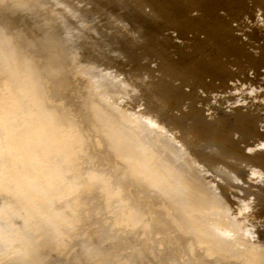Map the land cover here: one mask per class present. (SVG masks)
Returning a JSON list of instances; mask_svg holds the SVG:
<instances>
[{
    "label": "bare ground",
    "instance_id": "6f19581e",
    "mask_svg": "<svg viewBox=\"0 0 264 264\" xmlns=\"http://www.w3.org/2000/svg\"><path fill=\"white\" fill-rule=\"evenodd\" d=\"M68 1L0 0V264H49V251L70 254L80 234L83 264H109L104 247L85 241L99 232L86 230L97 218L86 205L99 197L107 207L101 226L113 223L114 232L143 240L153 259L161 252L151 231H161L166 250L192 253L189 264H264V105L247 92L264 83V39L261 58L252 59L246 50L252 39L240 42L234 31L229 38L227 22L216 15L243 9L241 0ZM250 1L251 8L264 7V0ZM85 7L125 36V46L64 20L60 27L51 14ZM252 21L263 26L262 18ZM164 30L202 34L198 57L171 58ZM126 45L141 48L156 61L154 72L179 84L144 82L151 71ZM207 46L214 50L202 52ZM109 55L116 57L120 87L130 80L144 95L132 111L122 107L125 90L118 104L100 90L112 74ZM237 75L241 82L227 84ZM205 77L228 92L241 84L246 91L237 89L240 99L226 114L207 119L191 106L182 110L180 86ZM74 82L81 84L80 113L52 98L73 90ZM97 159L110 166H93ZM244 185L255 188L252 207L234 195Z\"/></svg>",
    "mask_w": 264,
    "mask_h": 264
},
{
    "label": "rangeland",
    "instance_id": "374dc122",
    "mask_svg": "<svg viewBox=\"0 0 264 264\" xmlns=\"http://www.w3.org/2000/svg\"><path fill=\"white\" fill-rule=\"evenodd\" d=\"M53 1L49 2V6L52 9H55L53 6ZM67 3L63 2L64 4L70 3L68 0H66ZM243 9L239 8L234 10H225L220 9L216 13V15L219 17V19L224 20V22H227V29L230 33L234 31L233 34H237V37H239L241 40H246V38L252 39L254 42L251 46H246V50L251 54L252 59H260L261 53L260 49L258 48L259 45L262 43V40L264 39V21L263 26L258 21H252L254 18H262L264 20V7L258 6L255 8H251L250 6V0H241ZM81 5V4H79ZM58 10H60L61 6H56ZM53 16H55L58 19L57 25L61 27L62 21L64 20L65 24H69L70 28L73 30H83L87 31L88 35H97V36H103L107 38L109 42H112V44L118 43L123 44V42H126L125 36L114 30V28L109 25L103 18V16L94 14L90 8L81 9V11H76L74 14H70L68 12H58L54 11V14L51 13ZM12 24L15 26L13 28L18 29L22 28V23L16 20V22H13L11 20ZM67 22V23H66ZM256 23L257 25H255ZM260 29H259V28ZM77 28V29H76ZM258 28V29H257ZM235 29V30H233ZM61 31V30H60ZM59 31V32H60ZM169 35V38H167L168 46L170 48V56L171 58H178V57H190L192 59H195L198 57V52H200L199 47L197 46L202 39V34H193L191 32H187L184 36L178 37L174 32L164 30V34ZM247 35V36H246ZM228 38V39H229ZM127 46V45H126ZM128 51H132L133 53H136L137 59L136 63L145 68L146 70H150L151 73L149 74L150 77L146 79L144 82L148 81L152 85H161L162 84H179L178 79H168L166 77V74L164 76V73L161 71H153L155 69L156 61L152 62V58L147 55V53H144V51L141 48L136 47H128L126 48ZM212 48H206L203 49L202 52H212ZM211 50V51H210ZM110 58L113 60L112 67L109 68L111 71V76L101 80L100 84H102V88H100L101 92L103 94H106L107 96L111 97V99L116 103H120L118 100V94L125 90L127 97L121 102L122 107L126 108L127 111H132L133 103L136 102V104H144L145 98L143 93H140L136 88H133L130 86V80L127 81V88L123 89L119 85V81L117 80L118 76V64H115L117 62L116 57L114 55H109ZM264 59V58H263ZM240 64H243L246 66V61L244 59H241L239 62ZM85 66V65H84ZM130 66V65H129ZM128 65H124L123 69L127 70L129 68ZM236 66V65H235ZM235 66H230L231 70L235 69ZM262 73L264 72V66L261 68ZM90 74H97L95 72H90ZM121 73L120 75H122ZM248 77H253L252 70H247ZM261 78V77H260ZM242 78L241 75H237L230 80L227 81V84L233 83V82H241ZM187 83L186 85H181V91L184 94V100L182 104V110H186L187 106H191L194 108V110L198 111L203 118H212V115H222L226 114L231 108V106L237 105L235 103L236 99H240L238 95L237 89H244L246 91V85L241 84L236 87L235 90H226L225 88L218 86V80L217 79H211L209 77H205V80L200 84L191 85ZM81 84H77L74 82L73 90H68L66 93H56V98L52 96L53 99H56L58 103H63L68 110H73L72 113H80L78 111L79 108H77L78 104H81L83 97H76L75 89L79 88ZM252 88L250 90H247V92H252L251 95L257 94L259 95L258 99L262 102H259L261 105H264V83L261 85L256 84L251 86ZM254 90V91H253ZM257 91V92H256ZM231 96V98H230ZM176 112V111H174ZM264 116V114H263ZM83 126L82 123H79ZM85 132L89 133L90 135H94L89 129L85 130ZM91 138H96L95 136H90ZM231 138L234 139V136L231 135ZM240 146H242V143H239ZM96 163L93 166H96L100 168L101 170L107 169L110 164H107V162L102 161L100 159L95 160ZM88 165V164H87ZM86 165V166H87ZM92 166V165H91ZM240 168L244 170L247 168L246 164L244 162L240 163ZM215 173L210 172L208 175H213ZM210 178V177H207ZM258 178V177H257ZM255 178V181L256 179ZM216 180L219 182L220 185H223L222 183L224 180L220 178L219 176H216ZM253 184L261 183L260 181H254ZM262 184V183H261ZM263 187V186H262ZM236 192L234 195L241 201V203L248 202L250 206L252 207V200L250 198H253V192L255 188L252 191V187H248L247 185L241 186L239 189H235ZM249 193V194H248ZM94 197V196H93ZM98 200H95L93 198H90L88 201V204L86 207L90 210V212L93 214V216L97 217L96 219H93L89 222L87 225V231L90 232L93 229H96L99 231L96 235H89L87 238H85V241L87 244L93 245H100L104 247L109 255L110 263L109 264H189V261H187L188 257H192V253H187L183 249H181L178 246H175L173 251H168L165 249V235L161 231H151V236L159 239V242L156 243V248L161 253L159 254L157 260L153 259L148 252L145 251V243L143 244V240L136 241L137 238L132 236H125L124 234H121L120 232H114V228L112 227L113 223H110L108 225L101 226L103 223L102 218L105 217V213L107 211L106 205L103 204V199L100 197L97 198ZM239 205L235 202L234 207L236 208ZM97 212H104V216H101L100 214H97ZM118 210H114V214L111 217H114ZM107 221H110L109 219H106ZM112 220V218H111ZM105 224V223H104ZM261 229L264 231V225H262ZM259 230V229H258ZM82 230L79 229L80 232ZM264 236V232H263ZM82 234L75 235L74 241H73V247L72 251L69 254V251L58 253V251L52 250L48 252V262L49 264H83L87 263L86 259H81L80 257V250L83 249L82 247ZM175 239L172 238L171 241H174ZM261 243H264V237L261 238ZM89 246L88 248L91 249ZM77 252V253H76ZM76 253V254H75ZM77 257L79 259H77ZM99 256H95L93 259H90V262L97 259ZM191 260V259H190ZM113 261V262H112Z\"/></svg>",
    "mask_w": 264,
    "mask_h": 264
}]
</instances>
